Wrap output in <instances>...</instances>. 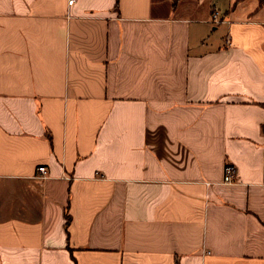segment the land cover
I'll return each instance as SVG.
<instances>
[{"label": "crops", "instance_id": "obj_1", "mask_svg": "<svg viewBox=\"0 0 264 264\" xmlns=\"http://www.w3.org/2000/svg\"><path fill=\"white\" fill-rule=\"evenodd\" d=\"M0 264H264V0H0Z\"/></svg>", "mask_w": 264, "mask_h": 264}, {"label": "built area", "instance_id": "obj_2", "mask_svg": "<svg viewBox=\"0 0 264 264\" xmlns=\"http://www.w3.org/2000/svg\"><path fill=\"white\" fill-rule=\"evenodd\" d=\"M75 0H69V3L72 4L74 3ZM212 19L214 21H219L221 19L220 12L219 11H214L212 15ZM38 171L40 172L41 176L45 177L48 169L46 165H39L38 166ZM237 173V166L234 163L227 162L224 167V181L227 183L235 181Z\"/></svg>", "mask_w": 264, "mask_h": 264}]
</instances>
